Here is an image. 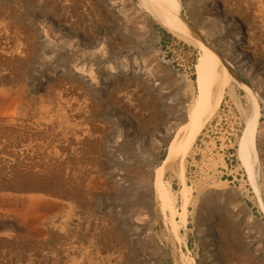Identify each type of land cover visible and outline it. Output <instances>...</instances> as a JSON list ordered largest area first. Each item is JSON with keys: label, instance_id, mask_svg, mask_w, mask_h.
<instances>
[{"label": "rangeland", "instance_id": "rangeland-1", "mask_svg": "<svg viewBox=\"0 0 264 264\" xmlns=\"http://www.w3.org/2000/svg\"><path fill=\"white\" fill-rule=\"evenodd\" d=\"M179 1L227 82L206 81L220 104L164 167L172 215L152 175L197 44L136 0H0V264H264V0Z\"/></svg>", "mask_w": 264, "mask_h": 264}, {"label": "bare ground", "instance_id": "bare-ground-1", "mask_svg": "<svg viewBox=\"0 0 264 264\" xmlns=\"http://www.w3.org/2000/svg\"><path fill=\"white\" fill-rule=\"evenodd\" d=\"M135 5L137 8L142 9L146 13H148L159 25L166 28L170 33L183 36L184 38L193 41L195 44H197L200 50V56L198 57L197 62L194 66L196 73L195 83L197 96H195L194 98L192 97L191 100H189L188 104L176 110L175 118L177 120H180L182 124L180 123L179 125L172 127L174 137L167 145V151L165 157L161 161V164L154 169V173L152 175L154 188V192L152 193L154 195V200L158 201V204L162 210L166 209L167 211L168 209V211H171L173 215L174 209L171 205L172 202L169 186L162 178L164 167H166L168 163L173 159H183L185 157L192 143L195 141L197 135L202 130L204 125L210 120L212 114L220 104L222 89H220L218 93L216 92V94L212 96L208 90L209 85L206 81H212L216 83L217 81H219L221 85H225L227 82V78H219L220 74L223 75L222 71L224 70L221 71V68L223 67L220 68L219 61L217 60L213 50L209 49L205 45L206 43L204 44V42L200 40L199 35L196 33V30H194L191 27L192 25L190 26L184 18L182 11L180 10L179 0H136ZM239 85L245 88L247 92H250L249 88L242 84V82H239ZM258 115V107L256 105V102L253 101V114L251 118L247 120L246 130L243 132L239 144L240 157L242 163L244 164V167L248 171L249 178L252 184L253 167L257 160L255 133L258 123ZM32 199L36 200V198ZM34 203L35 202L32 201V203L30 204L34 205ZM35 206H38V204H36ZM261 207L264 209L263 206ZM32 208L33 207H31V209ZM34 208L38 209V207ZM180 216V219L183 220L184 216ZM169 218L171 220V217ZM235 250L237 249L234 248V251ZM230 254L232 255L233 251H231ZM240 256L244 258V256ZM245 260L246 259L244 258L243 262H246ZM190 261L192 262V260ZM190 261H188L187 264H190Z\"/></svg>", "mask_w": 264, "mask_h": 264}]
</instances>
